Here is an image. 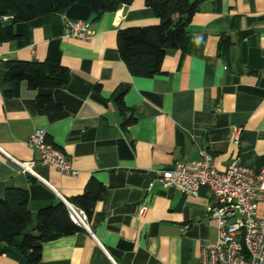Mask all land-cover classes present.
Here are the masks:
<instances>
[{"label": "crops", "instance_id": "0c3cea01", "mask_svg": "<svg viewBox=\"0 0 264 264\" xmlns=\"http://www.w3.org/2000/svg\"><path fill=\"white\" fill-rule=\"evenodd\" d=\"M145 1L96 19L92 1L78 0L15 25L20 38L0 44V199L9 188L28 193L24 234L34 232L39 210L70 201L91 178L106 188L88 218L90 233L45 243L39 264H197L201 246L217 236L210 193L161 189L156 171L202 154L219 171L232 161L252 169L264 164V0L202 2L189 22L186 48L168 51L161 74L151 79L128 72L116 43L119 29L158 24ZM70 20L84 22L93 37L63 38ZM46 59L68 70L64 87L32 91L25 82L3 80L7 61ZM46 93L62 107L61 119L37 112L35 97ZM130 117L135 121L123 126ZM35 130L66 156L75 176L39 163L26 144ZM6 156L31 166L42 181ZM0 264L27 262L0 244Z\"/></svg>", "mask_w": 264, "mask_h": 264}, {"label": "trees", "instance_id": "16d2710c", "mask_svg": "<svg viewBox=\"0 0 264 264\" xmlns=\"http://www.w3.org/2000/svg\"><path fill=\"white\" fill-rule=\"evenodd\" d=\"M78 0H0V44L19 39L14 26L33 21L42 16L60 13ZM92 13L96 19L113 13L133 0H91ZM206 0H146L145 6L152 12L158 24L155 26L130 27L117 30L116 43L120 59L135 78L151 79L161 74L162 62L170 50H184L188 42V25L199 5ZM177 16V21L173 18ZM7 17L6 21L2 18ZM222 40V47L229 45ZM3 80L7 83L25 82L32 91H53L64 87L69 81L68 70L57 60L7 61ZM119 111L125 108L121 97L116 99ZM38 113L47 114L54 121L65 113L50 93L35 97ZM130 117L123 126L133 123ZM106 188L91 178L81 194L70 199L71 204L82 209L90 218L94 205L102 200ZM28 193L9 188L0 199V244L14 247L27 264H39L42 246L60 237L81 231L69 219L62 202L43 208L37 213L33 233L24 234L30 226L27 211Z\"/></svg>", "mask_w": 264, "mask_h": 264}, {"label": "built area", "instance_id": "2783aa9c", "mask_svg": "<svg viewBox=\"0 0 264 264\" xmlns=\"http://www.w3.org/2000/svg\"><path fill=\"white\" fill-rule=\"evenodd\" d=\"M8 18H2L6 21ZM93 32L82 21L64 22L65 39L88 41ZM240 130H234V142H238ZM27 146L39 156V163L51 166L60 174L75 176L71 162L47 141L43 130L29 135ZM9 164L42 181L31 170L6 156ZM156 182L161 189L174 190L187 196H196L204 187L210 193L212 204L209 216L217 225V236L201 246L197 264H264V164L257 169L246 168L237 161L230 162L222 171L217 170L212 157L202 154L190 162H175L169 168L156 171ZM70 221L89 232L86 213L63 200ZM145 208L138 209L141 217Z\"/></svg>", "mask_w": 264, "mask_h": 264}]
</instances>
